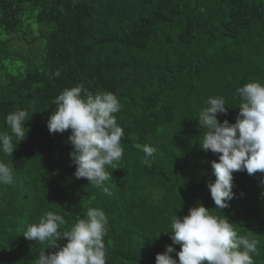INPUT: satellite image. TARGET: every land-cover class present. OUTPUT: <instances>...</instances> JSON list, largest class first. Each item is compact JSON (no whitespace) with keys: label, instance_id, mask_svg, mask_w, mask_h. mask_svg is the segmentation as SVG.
I'll list each match as a JSON object with an SVG mask.
<instances>
[{"label":"trees","instance_id":"16d2710c","mask_svg":"<svg viewBox=\"0 0 264 264\" xmlns=\"http://www.w3.org/2000/svg\"><path fill=\"white\" fill-rule=\"evenodd\" d=\"M59 72V76L55 73ZM264 84V0H0V132L6 116L25 110L29 129L0 185V264H35L51 242L24 237L48 211L70 230L88 208L107 218L106 264H155L170 239L171 218L202 204L228 219L238 236L257 241L254 264H264V173H233L234 198L216 209L208 183L218 155L201 150L206 131L199 113L210 97H223L236 122V89ZM111 92L124 135L123 156L106 166L109 194L76 179L71 131L50 134L47 121L65 89ZM26 129V133H27ZM156 149L151 167L143 145ZM61 247L66 239L56 241Z\"/></svg>","mask_w":264,"mask_h":264},{"label":"clouds","instance_id":"9594fccd","mask_svg":"<svg viewBox=\"0 0 264 264\" xmlns=\"http://www.w3.org/2000/svg\"><path fill=\"white\" fill-rule=\"evenodd\" d=\"M59 76V72L55 73ZM241 104L236 122L227 119L222 123L219 114L227 115L228 108L223 97H210L207 106L199 113V124L206 129L200 148L218 155L212 161L214 182L208 183L216 209L224 210L234 198L233 173H264V84L253 81L236 89ZM56 110L47 121L50 134H63L70 130L69 142L73 148L70 158L76 167V179H86L90 184L109 194L105 182L110 179L106 166L115 168L124 149V135L114 114L121 110L118 98L111 92H89L83 85L65 89L53 100ZM28 113L17 110L6 116L11 135L0 132V151L12 156L15 149L13 137L23 141L29 129L25 127ZM27 129V133H26ZM142 147V163L151 167L150 158L156 149ZM13 169L0 160V185L12 182ZM264 195V193H262ZM66 224L62 215L48 211L38 224L28 226L24 237L36 243L51 242L59 250L41 252L35 264H106L107 250L104 237L107 235L108 218L100 208H88L85 217L79 218L70 230L61 232ZM170 239L180 246L176 252L178 261L170 254L175 248L167 246L163 254H157L155 264H254L257 241L238 236L233 224L224 216L212 215L202 204L189 209L182 219L175 214L170 221ZM66 239L61 247L56 241Z\"/></svg>","mask_w":264,"mask_h":264}]
</instances>
